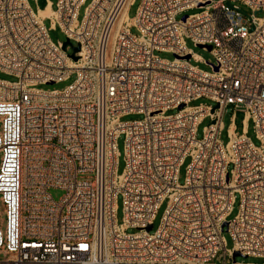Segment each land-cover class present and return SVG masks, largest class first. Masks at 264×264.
Segmentation results:
<instances>
[{"label": "built area", "instance_id": "built-area-1", "mask_svg": "<svg viewBox=\"0 0 264 264\" xmlns=\"http://www.w3.org/2000/svg\"><path fill=\"white\" fill-rule=\"evenodd\" d=\"M226 1L140 0L112 35L133 0H90L80 19L84 0H55L53 8L47 1L45 16L27 0H0V71L16 76L0 78V264H264V0H240L249 12ZM192 7L201 9L177 17ZM45 17L79 43L77 59L72 44L51 40ZM185 38L209 44L214 60H203ZM71 72L63 88L36 87ZM201 96L218 105L189 104ZM237 106L245 109L241 132ZM130 112L143 116L121 119ZM248 119L259 144L247 135ZM120 133L125 166L118 173ZM50 187L63 190L59 199Z\"/></svg>", "mask_w": 264, "mask_h": 264}, {"label": "rangeland", "instance_id": "rangeland-1", "mask_svg": "<svg viewBox=\"0 0 264 264\" xmlns=\"http://www.w3.org/2000/svg\"><path fill=\"white\" fill-rule=\"evenodd\" d=\"M28 3L30 4V6L34 9V10H38V12L42 9H45L46 6L48 5V3H46L47 1H51V7H55V0H27ZM90 2V0H84V2L80 5V7L78 8V13H77V18L80 19L82 17V15L84 14V10H85V6ZM140 0H133V2L127 6V8L125 9V11L127 12V15L129 17L134 16V14L136 13V9L137 6L139 4ZM46 3V4H45ZM235 3L238 4L240 6V8L246 12L250 11V8L244 4L242 1L240 0H235ZM201 8L199 7H192V8H188L185 11L177 14V17H181L184 13H191V12H196L199 11ZM264 14V9L259 13V15H263ZM44 24L46 25V27L48 28V34L49 37L51 38L52 41L54 42H58V41H63L65 39V34L64 32L60 29V27L58 25H54L51 26V21L48 18H44L43 19ZM130 30L133 33H138L137 29L135 26L131 25L130 26ZM185 42L186 45L188 47H190L195 53L199 54L200 57L203 60H209V61H213L214 60V56L211 53V51L208 48H203L202 46L196 45L192 40H190L189 38H185ZM67 51H71V48L68 47ZM156 53H158L160 56L162 57H167V58H172L173 54L171 52L168 51H156ZM203 60H194L191 59V61L195 64H197L199 67L203 68V69H211V66ZM0 78H5V79H9V80H14L16 79V76L14 74L11 73H7V72H3L0 71ZM75 78V72H71L66 78L55 81V82H48V83H38L36 84V87H40L43 89H51V88H63L64 86H66L68 83H70L73 79ZM214 104V101H212L210 98L201 96L199 98L193 99L189 102V104ZM177 110V108H171L168 110V112H175ZM231 106H228L226 108V110H224L221 120L223 123V129L219 134V138L222 141V143H225L228 140V136L226 135L225 132V128L229 125L230 121H231ZM245 115V109L243 106H237L234 108V124H235V130L237 132H241L242 131V125H243V118ZM143 114L141 113H136V112H130L127 114H123L121 116L122 120H129V119H135V118H140L142 117ZM209 121V117L206 116L204 117L197 125V130H196V136L197 137H201L203 135V131H204V125L207 124V122ZM247 135L251 138V140L255 143V144H259L260 140L258 139L257 135H256V131L255 128L253 126V122L248 119L247 120ZM124 140H125V136L123 133H120L117 136L116 139V143H117V149H118V155H117V172L120 173L123 171V168L125 166V152H124ZM1 156V153H0ZM189 156H186L182 162V164L179 167L178 170V181L180 183H182L184 181V177L186 174V167H187V163L189 162ZM48 191L50 192V194L54 197V199H59L60 196L63 194V190L59 187H50L48 189ZM238 202H239V197L236 194L234 202L232 204V209L229 213V215L227 216L228 219H230L231 217L234 216V214L237 212L238 209ZM167 205V199H163L161 201V203L159 204L156 213L154 215V219H153V229L156 228L158 226V224L161 221V216L164 213V210L166 208ZM2 218H3V222H4V211H2ZM116 220L118 222L122 221V216H123V209H122V200L121 197L118 196L116 198ZM4 226V224H2V227ZM129 231H133L136 230L135 228H129ZM222 235L225 241V245L228 249H231L233 246V239L229 233V231L224 228L222 231ZM237 260H242V261H252L255 263H261L263 258L259 257V256H253V255H248V256H241V255H237L236 256Z\"/></svg>", "mask_w": 264, "mask_h": 264}, {"label": "bare ground", "instance_id": "bare-ground-1", "mask_svg": "<svg viewBox=\"0 0 264 264\" xmlns=\"http://www.w3.org/2000/svg\"><path fill=\"white\" fill-rule=\"evenodd\" d=\"M52 8L50 7V2H48V5L46 6L45 9H42L38 12V15L39 16H45L47 14H51L52 13ZM126 6L121 10L120 14L118 15V18L113 26V32H112V35L115 34V32L117 31V29L121 26L122 24V21L127 17V14H126Z\"/></svg>", "mask_w": 264, "mask_h": 264}, {"label": "water", "instance_id": "water-1", "mask_svg": "<svg viewBox=\"0 0 264 264\" xmlns=\"http://www.w3.org/2000/svg\"><path fill=\"white\" fill-rule=\"evenodd\" d=\"M226 2H227V4H228L229 6H232V4L229 2V0H227ZM256 12H257V11H254V13H256ZM245 13H246V12H245ZM246 14H247V13H246ZM247 15H248V14H247ZM183 17H184V15H183ZM251 28H253V24L251 25ZM66 44H72L71 41H70L67 37H65V39H64V41H63V43H62V47L64 48ZM199 46H201V44H199ZM207 47L210 48V45L208 44ZM78 49H79V43L72 44V52L70 53V56H71L72 58L77 59L78 56L75 54V51L78 50ZM180 105H182V104H180ZM217 105H218L217 103L214 104V106L211 108V111H213L214 108H215ZM148 227H150V225H149ZM238 253H239L238 251H235V252H234V254H238Z\"/></svg>", "mask_w": 264, "mask_h": 264}, {"label": "crops", "instance_id": "crops-1", "mask_svg": "<svg viewBox=\"0 0 264 264\" xmlns=\"http://www.w3.org/2000/svg\"><path fill=\"white\" fill-rule=\"evenodd\" d=\"M52 10V9H51Z\"/></svg>", "mask_w": 264, "mask_h": 264}]
</instances>
